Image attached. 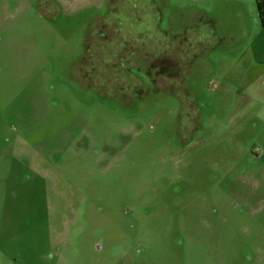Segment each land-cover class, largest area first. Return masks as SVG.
Wrapping results in <instances>:
<instances>
[{
  "label": "rangeland",
  "instance_id": "obj_1",
  "mask_svg": "<svg viewBox=\"0 0 264 264\" xmlns=\"http://www.w3.org/2000/svg\"><path fill=\"white\" fill-rule=\"evenodd\" d=\"M0 264H264L256 0H0Z\"/></svg>",
  "mask_w": 264,
  "mask_h": 264
},
{
  "label": "trees",
  "instance_id": "obj_2",
  "mask_svg": "<svg viewBox=\"0 0 264 264\" xmlns=\"http://www.w3.org/2000/svg\"><path fill=\"white\" fill-rule=\"evenodd\" d=\"M256 1H257V7L259 11L261 25L264 27V0H256Z\"/></svg>",
  "mask_w": 264,
  "mask_h": 264
}]
</instances>
